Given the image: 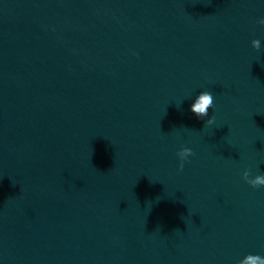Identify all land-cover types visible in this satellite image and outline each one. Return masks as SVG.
Returning <instances> with one entry per match:
<instances>
[{
    "label": "water",
    "instance_id": "95a60500",
    "mask_svg": "<svg viewBox=\"0 0 264 264\" xmlns=\"http://www.w3.org/2000/svg\"><path fill=\"white\" fill-rule=\"evenodd\" d=\"M261 18L264 0H0V110L264 137Z\"/></svg>",
    "mask_w": 264,
    "mask_h": 264
},
{
    "label": "clouds",
    "instance_id": "9594fccd",
    "mask_svg": "<svg viewBox=\"0 0 264 264\" xmlns=\"http://www.w3.org/2000/svg\"><path fill=\"white\" fill-rule=\"evenodd\" d=\"M259 25L264 26V18H261L257 21ZM251 47L253 50L259 52L261 49V40L259 38L253 39L251 41ZM214 97L210 91L200 92L194 99V102L190 106V111L197 117L199 120H204L205 125L211 126L215 123V116H209V109H214ZM207 118V119H205ZM192 148L187 146H181L180 149L176 152V156L179 160L177 172H183L185 162L188 161V158L194 156ZM242 178L244 181L250 185L252 188H259L264 186V173L257 174L254 177L251 175L250 169H245ZM239 264H264V257H261L258 254H248L242 260L239 261Z\"/></svg>",
    "mask_w": 264,
    "mask_h": 264
}]
</instances>
